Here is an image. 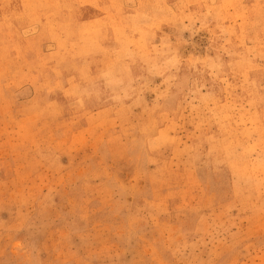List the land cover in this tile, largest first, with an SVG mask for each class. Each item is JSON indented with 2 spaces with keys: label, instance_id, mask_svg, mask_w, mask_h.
I'll return each instance as SVG.
<instances>
[{
  "label": "rangeland",
  "instance_id": "1",
  "mask_svg": "<svg viewBox=\"0 0 264 264\" xmlns=\"http://www.w3.org/2000/svg\"><path fill=\"white\" fill-rule=\"evenodd\" d=\"M0 264H264V0H0Z\"/></svg>",
  "mask_w": 264,
  "mask_h": 264
},
{
  "label": "bare ground",
  "instance_id": "2",
  "mask_svg": "<svg viewBox=\"0 0 264 264\" xmlns=\"http://www.w3.org/2000/svg\"><path fill=\"white\" fill-rule=\"evenodd\" d=\"M82 1V0H81ZM158 2V1H157ZM190 2V1H189ZM213 2V1H212ZM154 5V4H153ZM169 9V8H168ZM156 12V11H155ZM158 12V11H157ZM167 12V11H166ZM150 13V12H149ZM138 14V13H137ZM164 15V14H163ZM135 24V23H134ZM81 27V26H80ZM82 29V28H81ZM84 29V28H83ZM159 29V28H158ZM76 30V29H75ZM89 30V29H88ZM153 32V31H152ZM88 35V34H87ZM91 36V35H90ZM96 36V35H95ZM133 36V35H132ZM81 42V41H80ZM130 42V41H129ZM143 43V42H142ZM135 46V45H134ZM226 47V46H225ZM227 49V48H226ZM141 50V49H140ZM231 50V49H230ZM81 52V51H80ZM79 52V53H80ZM226 53V52H225ZM157 55V54H156ZM228 56H229V54H228ZM159 60V59H158ZM83 62V61H82ZM234 68V67H233ZM236 72V71H235ZM236 74V73H235ZM216 83H218V82H216ZM212 94V93H211ZM207 100V99H206ZM262 103V102H261ZM221 116V115H220ZM223 120H224V118H223ZM229 120V119H228ZM215 121V120H214ZM224 127V126H223ZM224 135V134H223ZM229 139V138H228ZM228 151V150H227ZM233 152V151H232ZM229 155V154H228ZM240 162V161H239ZM239 171V170H238ZM243 173V172H242Z\"/></svg>",
  "mask_w": 264,
  "mask_h": 264
}]
</instances>
